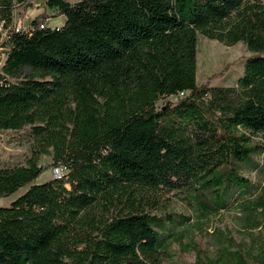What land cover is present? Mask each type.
<instances>
[{
    "label": "trees",
    "instance_id": "1",
    "mask_svg": "<svg viewBox=\"0 0 264 264\" xmlns=\"http://www.w3.org/2000/svg\"><path fill=\"white\" fill-rule=\"evenodd\" d=\"M34 5L0 0V131L31 140L0 165V199L29 186L0 206V264H164L173 242L185 264H264V0H45L64 23L15 31ZM199 35L252 53L234 85L198 83ZM164 192L201 230L239 207L238 234L216 228L214 254L184 242L191 216L151 210Z\"/></svg>",
    "mask_w": 264,
    "mask_h": 264
},
{
    "label": "rangeland",
    "instance_id": "2",
    "mask_svg": "<svg viewBox=\"0 0 264 264\" xmlns=\"http://www.w3.org/2000/svg\"><path fill=\"white\" fill-rule=\"evenodd\" d=\"M76 2L79 0H69ZM34 11H27L25 17H20L19 12H16L17 21L23 26H28L32 19L36 16L46 13L49 17L46 19L48 24L52 22H63V18L58 16L55 11L49 9L45 3L35 0L33 7ZM35 12V13H34ZM34 15V16H33ZM33 17V18H32ZM252 55L248 51L244 43L239 42L233 46H227L219 41L210 40L199 35L198 38V73L197 80L199 84L208 83L214 86H231L243 75L245 60ZM180 96H172L170 98H162L158 102V108L164 107L166 104H174ZM30 136L27 130L17 131H0V165L13 166L24 164L30 156ZM52 162L51 155H42L40 157V165L49 164ZM65 173L61 168L51 167L46 170L37 180L36 183H43L62 176ZM253 180L264 183L254 171L250 173ZM29 186L19 189L10 197L0 199V206H8L18 196L23 194ZM158 203L151 208L155 214L171 212L173 216L185 214L191 216V222L185 226L176 227V231L180 232L184 228H188V234L184 238V242L193 241L206 250L208 254H214L215 245L212 232L216 228L231 229L235 235L238 234V217L240 208L235 207L231 210L222 212L220 215L212 216L209 221H205L203 228L197 227L198 222V206L187 199L184 194H175L164 192L159 198ZM178 217V216H177ZM176 220H166L156 227L157 230L163 232L166 229L173 228ZM207 232V235L204 232ZM171 252L175 253L173 258L164 262V264H185L195 260V253L191 250L181 253V246L178 242L171 244Z\"/></svg>",
    "mask_w": 264,
    "mask_h": 264
},
{
    "label": "built area",
    "instance_id": "3",
    "mask_svg": "<svg viewBox=\"0 0 264 264\" xmlns=\"http://www.w3.org/2000/svg\"><path fill=\"white\" fill-rule=\"evenodd\" d=\"M39 1H42L43 3H45V0H39ZM40 21H41V24H40L41 28H44L45 26H50V27L55 28V27H59L62 24V23L59 24V22H52V23L48 24L47 20H44L43 18H40ZM13 29L15 31H22L23 30V31L30 32L32 30V25H31V22H30V24L28 26H23L21 24V22H19V21H17V19H15V22H14V25H13ZM6 38H7V31L4 30L1 42L3 40H5ZM1 42H0V66L4 63L5 56H6L5 53H4V48L2 47Z\"/></svg>",
    "mask_w": 264,
    "mask_h": 264
},
{
    "label": "crops",
    "instance_id": "4",
    "mask_svg": "<svg viewBox=\"0 0 264 264\" xmlns=\"http://www.w3.org/2000/svg\"><path fill=\"white\" fill-rule=\"evenodd\" d=\"M29 11H34V10H33V7L30 8ZM29 11H28V12H29ZM34 13H35V12H34ZM33 16H34V15H33ZM32 18H33V17H32ZM61 18H63V22H62V24H63L64 21H65V16H61ZM62 24H61V25H62ZM2 65H3V64H2ZM2 65L0 66V70H1Z\"/></svg>",
    "mask_w": 264,
    "mask_h": 264
}]
</instances>
